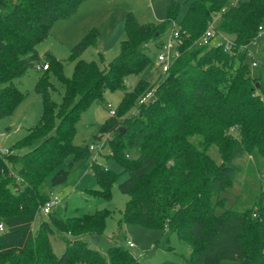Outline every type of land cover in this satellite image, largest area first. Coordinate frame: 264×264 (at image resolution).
Returning a JSON list of instances; mask_svg holds the SVG:
<instances>
[{"label":"trees","instance_id":"1","mask_svg":"<svg viewBox=\"0 0 264 264\" xmlns=\"http://www.w3.org/2000/svg\"><path fill=\"white\" fill-rule=\"evenodd\" d=\"M87 1L0 0V119L23 99L14 80L29 69L39 72L34 92L42 101L37 123L9 154L0 155V264H138L121 245L108 247L102 255L79 239L99 235L105 213L68 218L52 213L56 206L35 232L31 228L38 208L50 196L43 182L49 178L51 187L62 185L67 176L64 160L87 156L88 147L71 144L74 125L106 90L123 93L118 110L100 132L107 137L103 146H108L109 157L128 175L118 184L128 197L121 222L175 234L189 250L185 264H264V184L240 210L218 204L237 179L236 161L245 154L264 161V70L252 76L244 63L246 46L261 31L264 0H237L235 5L231 0H190L178 23L173 2L157 24L140 25L127 14L118 56L103 68L78 60L67 79L61 64L47 54L39 56L35 47L55 22L70 18ZM216 14L215 30L230 40V53L193 45ZM172 22L182 46L161 75L145 51L150 43L158 45ZM96 42V33L86 32L70 49L69 59ZM43 65L46 70H40ZM151 70L157 75L153 83L139 78L125 89L128 77ZM49 73L60 85L59 103L51 100L56 90ZM149 91L151 99L138 104ZM21 149L26 151L16 153ZM130 150L136 151L135 159L127 158ZM9 168L18 181L8 174ZM90 170L100 189L91 193L107 197L114 174L94 164ZM59 231L75 237L61 238L64 248L57 257L49 237Z\"/></svg>","mask_w":264,"mask_h":264},{"label":"rangeland","instance_id":"2","mask_svg":"<svg viewBox=\"0 0 264 264\" xmlns=\"http://www.w3.org/2000/svg\"><path fill=\"white\" fill-rule=\"evenodd\" d=\"M190 0H109L90 1L80 8L78 12L65 21H57L52 26L48 35L35 47L39 56L47 54L61 64V74L64 78H70L76 61L93 62L103 68L119 54V43L125 38L124 18L131 14L137 24H157L165 20L167 6L173 2L178 5V12L174 22L182 18ZM233 1V0H231ZM244 1V0H238ZM215 16H218L217 14ZM169 27V26H168ZM260 33L257 40L246 46L244 63L250 67V74L257 76L264 70V18L260 23ZM93 30L97 35L95 46L88 47L78 58L70 60V49L76 45L86 32ZM157 49L150 43L145 53L152 60ZM255 66L251 67V63ZM39 72L35 69L27 70L14 83L23 94V99L6 117L0 119V145L8 154L13 145L24 135L26 130L33 127L42 112V101L34 92V85ZM157 77L154 70L138 77L130 76L125 80V89L129 90L139 78L148 80L151 84ZM49 82L56 92L51 95V100L59 103L61 88L58 82L49 73ZM264 83V80H263ZM122 91H104L101 99L94 100L79 116L74 125V135L71 144L78 147H93L92 152L82 159L73 161L68 156L63 162V168L67 169L65 182L57 187H51L49 178L43 184L42 189L46 194H52L59 199V205L53 210L54 214H62L63 217L74 218L83 215H92L96 212L105 213L101 233L83 234L79 237L86 245L105 255L110 246L121 245L127 249L138 264H185L189 257V250L180 242L175 234L165 235L162 230H154L135 224L122 223L120 214L127 201V195L121 194L118 184L127 179L126 172H122L120 165L109 157L108 146L101 147L106 136L100 132L109 121V108L114 112L118 110L122 98ZM109 106V108H107ZM116 120H121L115 116ZM95 136H101L100 140ZM26 149L16 151L25 152ZM128 159H135L137 153L130 150L125 153ZM71 166L68 168V164ZM109 170L114 174V180L109 186L108 196H95L91 192L99 191L90 165ZM239 173L235 182L229 185L227 190L218 198V204L223 207L240 210L248 206L264 184V161H252L249 154L236 161ZM11 177L18 181L14 168H9ZM247 182L252 184L244 185ZM226 199L225 204L224 200ZM46 221V217L37 214L32 223V232L38 228L40 221ZM72 240L74 235L63 231L55 232L49 237L51 249L58 257L61 255L64 243L61 238ZM127 243L132 248H127ZM169 248V249H167ZM220 264H237L236 262L223 261Z\"/></svg>","mask_w":264,"mask_h":264},{"label":"built area","instance_id":"3","mask_svg":"<svg viewBox=\"0 0 264 264\" xmlns=\"http://www.w3.org/2000/svg\"><path fill=\"white\" fill-rule=\"evenodd\" d=\"M237 0L231 1L230 5H235ZM225 9H222L223 12ZM218 16H213L211 20L207 23L203 33L193 42V45L197 47H221L223 52L230 53L231 42L226 37L220 35L215 30V23ZM259 34L257 35L258 39ZM156 49V55L154 57V67L159 74H165L170 67V65L179 57L180 47L182 46L181 33L175 24L170 23L169 27L166 29L165 33L162 35L160 42L157 46L153 45ZM242 48H239L241 51ZM255 64L252 62L251 67H254ZM39 69V68H37ZM40 70H46V66L43 65ZM152 97V91L147 92L143 97L138 101V104L148 102ZM109 108V106H107ZM109 116L113 117L115 112L109 108ZM107 138V137H106ZM106 138L103 140L101 147H103ZM88 151L92 152L93 147H88ZM8 152L6 149H3L0 145V155L5 156ZM59 205V199L50 194L49 198L38 208V213L42 216H46L54 207ZM2 231V226L0 224V232ZM127 248H132V244L127 243Z\"/></svg>","mask_w":264,"mask_h":264},{"label":"crops","instance_id":"4","mask_svg":"<svg viewBox=\"0 0 264 264\" xmlns=\"http://www.w3.org/2000/svg\"><path fill=\"white\" fill-rule=\"evenodd\" d=\"M90 1H102V0H89V1L84 2L83 4H81L80 7L83 6L84 4L90 2ZM103 1L108 2L109 0H103ZM80 7H79V8H80ZM77 12H78V11H77ZM77 12H76V13H77ZM76 13H75V14H76ZM70 18H71V17H70ZM65 20H67V19H65ZM65 20H62V21H65Z\"/></svg>","mask_w":264,"mask_h":264},{"label":"water","instance_id":"5","mask_svg":"<svg viewBox=\"0 0 264 264\" xmlns=\"http://www.w3.org/2000/svg\"><path fill=\"white\" fill-rule=\"evenodd\" d=\"M120 133H122V129H120Z\"/></svg>","mask_w":264,"mask_h":264}]
</instances>
